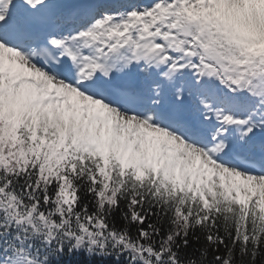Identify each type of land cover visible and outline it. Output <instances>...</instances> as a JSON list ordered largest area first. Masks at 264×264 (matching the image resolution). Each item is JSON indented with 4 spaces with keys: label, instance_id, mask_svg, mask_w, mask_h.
I'll list each match as a JSON object with an SVG mask.
<instances>
[{
    "label": "snow or ice",
    "instance_id": "1",
    "mask_svg": "<svg viewBox=\"0 0 264 264\" xmlns=\"http://www.w3.org/2000/svg\"><path fill=\"white\" fill-rule=\"evenodd\" d=\"M0 264H264V0H0Z\"/></svg>",
    "mask_w": 264,
    "mask_h": 264
}]
</instances>
